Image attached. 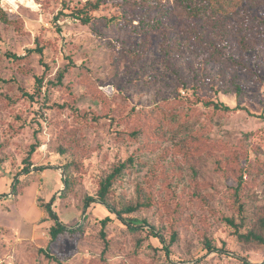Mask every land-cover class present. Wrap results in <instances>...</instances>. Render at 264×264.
<instances>
[{
  "label": "rangeland",
  "instance_id": "obj_1",
  "mask_svg": "<svg viewBox=\"0 0 264 264\" xmlns=\"http://www.w3.org/2000/svg\"><path fill=\"white\" fill-rule=\"evenodd\" d=\"M86 1L22 0L8 9L0 3L11 20L0 18V264H264V247L243 242L226 222L232 218L245 231L264 206L259 50L244 54L258 76L252 79L187 36L173 0L124 19L125 0H101L88 13L111 19L103 26L77 18ZM239 10L264 20V6L244 2ZM134 15L154 26L141 29L138 19L129 21ZM172 39L181 48L178 76L165 50ZM208 101L234 110H214ZM158 109L167 118L180 115L173 131L166 128L163 139L127 134ZM130 157L134 165L109 201L139 229L110 223L104 260L101 220L116 216L97 193ZM53 197L61 222L83 225V233L51 242L55 221L40 203ZM139 202V210L124 212Z\"/></svg>",
  "mask_w": 264,
  "mask_h": 264
},
{
  "label": "trees",
  "instance_id": "obj_2",
  "mask_svg": "<svg viewBox=\"0 0 264 264\" xmlns=\"http://www.w3.org/2000/svg\"><path fill=\"white\" fill-rule=\"evenodd\" d=\"M244 2L255 8L264 6V0H173L174 9L172 12L185 22L184 29L187 36L191 37L194 41L200 39L203 44H209L217 58L223 59L228 64H235L237 67L241 68L243 72L247 73L248 77L257 79V74L250 69L248 59L244 54L248 51L257 49L260 52V56L264 59V20L256 21L250 17L249 13H241L239 8ZM159 5L160 0H125L120 6L123 7L124 11H128V13L124 14L122 19L128 17L130 11L133 9L157 7ZM101 6H103L101 0H88L75 14L83 23L103 26L111 21V19H107V17H93V15L88 13L89 9L95 11ZM0 18L4 22H11L7 13L1 8ZM136 19L139 21L136 26H142L140 27L141 29L152 28L155 23V20L149 21L144 17L136 15L131 17L129 21L133 24V21ZM207 36L212 40L209 43L205 41ZM165 45V50L170 60V67L178 76V71L175 69V63L181 54L180 42L176 39H172L168 40ZM220 46H223V49H221ZM37 50L39 52L42 51L41 48H38ZM222 50H227V52L224 53ZM208 104L213 106L214 110L220 112L234 110V108L224 105L223 103L208 101ZM169 117L170 118H167L166 115H163L162 111L158 109L157 113L151 115L150 118L145 116L142 121L135 120L131 125V129L127 131V134L134 139L141 136L153 139H163L168 132L166 128L173 131L175 126L180 123L181 120L180 115ZM66 151L67 150L64 149L62 150V152ZM133 163V157L121 162L100 182L97 193L98 198L107 206L108 210L116 216L113 218L110 215H107L101 220V236L104 244L102 257L104 260V256L107 254L111 245L105 231L110 223L118 220L131 232H137L139 229L138 226L126 221L122 215L123 211L118 210L109 201V195L113 185L121 178L130 166L134 165ZM66 167L69 168L70 165L67 164ZM65 184L66 188L71 186L69 178H66ZM55 200L56 198L53 197L49 202L40 203V207L43 208L49 214V217L55 221V224L52 225L50 229L51 242L56 241L60 236L65 234L75 236L79 233H83V225L79 227H68L61 222L57 213L52 209V204ZM93 200L94 199L91 197L87 198L84 207H88ZM143 206L144 205L139 202L136 206H129L124 212H133L139 210ZM259 213L260 215L257 223L245 231H241L240 227H238L237 223L232 218L227 217L226 222L235 228L236 234L243 242L254 243L258 246L264 247V206L259 207ZM154 236L159 237L156 233H154ZM173 238H176V234H174ZM161 240H163V238ZM208 247L211 250L213 249L210 242L208 243ZM162 248L164 249L165 246ZM39 250L40 252L45 253L49 258L52 257L45 249L41 248ZM165 252L166 254L169 253L167 248H165Z\"/></svg>",
  "mask_w": 264,
  "mask_h": 264
},
{
  "label": "built area",
  "instance_id": "obj_3",
  "mask_svg": "<svg viewBox=\"0 0 264 264\" xmlns=\"http://www.w3.org/2000/svg\"><path fill=\"white\" fill-rule=\"evenodd\" d=\"M22 0H0L1 6L5 9H8L9 7H14L17 2H21Z\"/></svg>",
  "mask_w": 264,
  "mask_h": 264
}]
</instances>
